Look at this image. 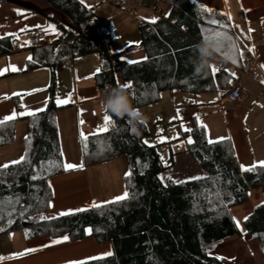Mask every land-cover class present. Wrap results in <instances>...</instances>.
<instances>
[{
    "label": "trees",
    "instance_id": "16d2710c",
    "mask_svg": "<svg viewBox=\"0 0 264 264\" xmlns=\"http://www.w3.org/2000/svg\"><path fill=\"white\" fill-rule=\"evenodd\" d=\"M44 1L54 10L56 17L48 18L61 35L41 48L45 55L41 61L39 55L35 62L31 60L26 71L41 66L51 69L50 98L44 111L25 118L26 136L30 137L24 139L26 159L0 170V202L4 204L0 212V228L4 230L0 236L15 231L27 233L30 238L66 234L69 241L89 236L96 243L110 245V257L85 264H223L211 257L210 251L239 234L232 211L248 202L253 191H260L263 203L253 207L242 224L244 235L255 239L264 254V168L242 171L231 138L210 144L198 131L191 134L194 143L187 146L186 152L204 176L185 183H163L160 176L164 167L157 150L143 143L147 135L143 122L109 112L112 126L88 137L87 152L82 146L83 160L86 166H96L124 156L131 171V176L124 177L129 197L57 219H39L48 214L53 199L49 180L65 172L63 168L49 171L41 167L48 161L63 162L56 122L59 109L54 103L53 69L57 63L71 55H97L96 89L102 92L117 87L119 73L124 83L132 85L126 90L137 109L157 102L167 92L193 96L226 92L233 80L230 72L222 69L213 75L211 71L212 67L218 69V61H222L219 57L207 75L194 73V65L202 59L196 44L216 30L226 31L236 40L224 18L202 10L192 0H150L153 10L160 14L155 23L139 28L138 45L126 49H142L147 59L128 64L123 60L124 52H111L112 40L97 33L81 36L63 25L60 16L76 30L94 18L79 0ZM10 43L9 39L0 40V57L11 52ZM241 49L239 45L236 66L242 63ZM227 63L234 65L233 60ZM14 138L15 121L0 125V148L10 145ZM8 198L12 199L11 205ZM87 229L91 234H86Z\"/></svg>",
    "mask_w": 264,
    "mask_h": 264
},
{
    "label": "crops",
    "instance_id": "0c3cea01",
    "mask_svg": "<svg viewBox=\"0 0 264 264\" xmlns=\"http://www.w3.org/2000/svg\"><path fill=\"white\" fill-rule=\"evenodd\" d=\"M79 1L81 2V0ZM101 1L115 7L116 12H109L107 17H101L91 11L93 17L105 20H115L120 17V15H127L121 13L117 6L118 0ZM139 1L142 4L141 9L135 12L138 13L137 15L129 16V22H127L129 23L130 29L138 27V31L135 32L134 35L126 37V43L123 45V60L126 63H128V60L138 61L137 63L144 61L145 53L142 49H126L138 45L140 23L144 21L147 25H150L151 22L149 21L152 18H157L160 14L158 11L155 12L153 10L150 0V8L144 3L145 0ZM192 1L202 10L221 16L227 22L230 30L232 27L236 26L240 33H242L243 38H248V47L246 50H243L244 47L241 46L237 36L231 32L242 48L240 54H244L245 51L246 53L251 54L252 51H249V49L258 51L261 59L257 67L264 75V67H261L264 65V0ZM32 2L36 6H48L44 0L41 5L36 1L32 0ZM81 3L88 8L87 4L83 2ZM150 9H152V11ZM17 10L24 13V15H18ZM150 13L152 14V17L150 16ZM48 17L52 19L55 18V16L51 15L49 12L45 15H41L28 8L0 0V37H4L0 40L9 39L10 42L13 43L15 49L13 50L10 45L11 52L0 57V73H2L0 74V120L11 115L13 110H19L18 105L20 104L22 96L36 92V87H38L36 79L38 77H40L42 81V86H44V83L47 80L50 83V68L41 66L31 71H26L27 64L31 60L35 62L38 55V59L41 61L42 58L40 57L45 55V53L40 52V50L49 45L30 48L28 47V44H25L29 35L38 32L39 28H36V25L45 26L47 24H52ZM125 27L126 25L124 26L123 23H120V26L118 27L120 35L125 32L123 30ZM250 28L252 29L251 32H249ZM21 29H27V31L21 32ZM9 33H17L18 38L11 35H5ZM115 40H118V36ZM29 57H31V60ZM46 59L47 58H45V60ZM238 63V66H236L234 63V65H231L227 62L218 61V70L224 69L229 71L232 79L240 82L242 87L246 90L247 95L243 96L238 102H231L225 97V92L223 94L219 92L209 93V96L212 97L214 96L213 94H216V98H209V105L219 106L220 102L222 103L224 100L235 105L237 108V117H242L243 119L241 123H238L239 121L235 123L237 130L234 134L238 137L235 141L236 149L238 153H243V156L246 158L247 167H251L256 163V160L261 159L264 161V95L261 90V86H264V80L260 81L259 84L261 86H258L248 79L241 78L239 71L241 70L242 63ZM10 66H15L17 70L12 71ZM58 66L59 63H57L56 67L53 69L54 75ZM75 69L77 78L75 81L73 80L71 73L60 69L62 72L71 75V88L73 91H70L69 94H74L75 100L70 99L69 103L60 107L55 103L56 107L59 109L56 113V122L61 152L63 151V148L66 147V151L74 159V165H80L81 162H83V168L65 171L63 174L55 176L49 180L53 199L50 203L51 206L49 207L48 214L45 217H56L55 219L90 210L93 202L97 205L109 204L104 203L107 202V197L99 185L98 190L95 191L93 189L94 187L92 186L89 173L90 168L85 165L83 160L80 135L81 131L87 137L103 133L104 131L95 135L93 134L97 132L98 126L104 124L105 110L98 106L100 105L99 103L101 99L99 101V98L97 97L98 92L93 87V83L92 85L86 84L88 81L92 82V80H94V76L92 78L93 73L84 74L81 70V66H79L80 72L77 66H75ZM16 85H19L24 91H21L20 87H16ZM14 93H19V95H13ZM170 94L174 95L175 93ZM33 98L31 110L36 111L42 104L46 105L48 102V99L44 96H38L37 98L34 96ZM221 99L223 100L221 101ZM22 110H24V108H22ZM24 116L29 117L31 115H23V117ZM25 118H20V115H18L16 119L11 120L15 121V133L19 132V139L22 136V144L19 148L20 150L11 148V145L0 148V165L19 160L20 157L24 155V139L28 128ZM81 120L84 121L82 125L80 123ZM232 122H236L235 118L228 115L227 118H225V125L230 127ZM62 158L64 161L63 155ZM125 176L126 175H124V177ZM117 191L118 192L115 193L113 190V194H120V190ZM77 209L84 210L73 211L72 214L68 215H60L62 212ZM65 236L68 237V235L64 234L56 238L48 236L30 238L26 236V233L21 231L2 235L0 236V258L3 259H0V264H69V262L77 261L87 263L111 256L106 255L107 253H112L111 247L108 243H96L94 239L89 236L78 241H69L68 239L62 243H53V241L62 240ZM26 249L36 250L26 255H17L24 253Z\"/></svg>",
    "mask_w": 264,
    "mask_h": 264
},
{
    "label": "rangeland",
    "instance_id": "374dc122",
    "mask_svg": "<svg viewBox=\"0 0 264 264\" xmlns=\"http://www.w3.org/2000/svg\"><path fill=\"white\" fill-rule=\"evenodd\" d=\"M33 1H36L39 5L43 4V0ZM81 2L87 4L88 8L91 9L93 13H96L101 17H107L109 12H116L115 7H112L108 3L101 0H81ZM144 3H146V6L150 8L149 0H145ZM150 10L152 11V9ZM137 14L138 13H133L132 15L128 16L120 15V17L114 20L117 30L120 26V23H123V25H126V27L123 29L125 32L121 35L119 34L118 30V40H114L112 42L110 48L111 52L122 53L124 50L123 45L126 43V37L132 36L138 31V27H135V29H130L129 23H127L129 22V16ZM150 16L152 17L151 13ZM73 63L78 67V69L79 66H81V70L84 74L93 73L92 78L98 72L97 69H99L98 56L95 54L74 57ZM36 80L38 82L36 92L22 96L20 99V104L18 105L19 110L16 111L17 113L35 111L31 110V104L34 96L35 98L38 96H44L49 101V81H45L46 84L44 83V86H42L43 84H41L42 81L40 77H38ZM71 80V75L66 72H62L58 66V68L55 70L54 103H56V105H58L56 102L57 98L65 100L70 97L69 92L73 91L71 88ZM92 83L95 90H97L94 80H92V82L88 81L86 84L92 85ZM116 84L117 86L126 84L119 73L116 74ZM16 87L20 86L16 85ZM20 90L24 91L21 87ZM97 92V97L100 101L101 93L106 94L109 91L99 92L97 90ZM213 95V97L209 96V94L199 96L184 94L171 95L167 92L162 93L157 102L137 108L144 117L143 124L147 129V135L144 137L143 143L146 146L156 148L160 163L164 167V173L160 176V178H164L161 180L163 183L166 181H183V183H185L195 180L191 178H201L204 176L203 172L197 167L192 158L186 152L187 146L189 145L187 140L189 137L192 139L191 134L193 132L197 133L198 131H202L204 138L207 141L209 139L212 141H218L222 140L221 138L229 137L233 141L236 148L235 141L238 139V137L234 134V132L237 130L235 123L238 121V123H241L243 119L242 117H237V108L227 100H224L222 103L220 102L219 106H210L209 98H216V94ZM104 100L105 99H101L99 103L100 105L98 106L101 107ZM222 100L223 99H221V101ZM47 104H42L40 108L35 111V114L44 111ZM21 105H23V107ZM63 105L66 104H60L58 107ZM183 106L186 107L185 114L180 112V109ZM22 108H24V110H22ZM41 109L43 110L39 111ZM228 115H231L236 121L232 122L230 127L225 125V118H227ZM25 117L27 116H20V118ZM197 117H199V120ZM182 124L183 127H181ZM184 128L191 129V131H184ZM145 141L148 143H145ZM21 144L22 136L19 139V132H16L14 141L12 144H10V147L19 149ZM62 153L64 157L63 162L74 165V159L70 156V154H68L66 147L63 148ZM171 154L173 155V164L171 163ZM237 157L239 159L240 165L248 168L245 160L246 158L243 156V153L237 152ZM260 161L263 160H256V162ZM88 168H90L89 173L92 186L94 187L93 189L95 191L98 190L99 185L107 197V201H113L114 198L120 197L125 193L123 177L125 173L128 172V166L124 156H120L117 159L107 163L96 166H88ZM168 177H171V180H169ZM113 190L115 193L118 192L117 190H120V194H113ZM261 203H263V198L260 191H253L248 202L244 203V205L238 208L233 209L232 214L233 218H235L234 221L239 234L216 244L210 251L211 257L221 260L223 264H264V254L259 249L258 242L255 239L244 235L245 230L242 224L245 218L249 215L250 210Z\"/></svg>",
    "mask_w": 264,
    "mask_h": 264
},
{
    "label": "built area",
    "instance_id": "2783aa9c",
    "mask_svg": "<svg viewBox=\"0 0 264 264\" xmlns=\"http://www.w3.org/2000/svg\"><path fill=\"white\" fill-rule=\"evenodd\" d=\"M117 6L120 9L121 13L132 15L139 9H141L142 4L139 0H118ZM49 25H55V24H47L43 27V29H38V32L35 34H31L28 36L27 41H31L30 44H28V47L30 48H38L45 45H50L52 42L57 41L61 35L59 28L55 25V31H53L51 28H49ZM147 24L142 21L140 23V27H144ZM80 30L79 34L81 36H85L89 33H97L102 35L106 40H115L117 38V26L112 19H100V18H92L88 22L80 25L78 28ZM231 32L237 36L241 46H243V50L247 49V44L249 43L248 38H243L242 33H240L239 29L235 26L231 28ZM11 48L13 50L14 46L13 43L10 44ZM260 54L257 50L252 51L251 54L244 52L242 56V65L241 70L239 71L240 77L250 80L252 83L261 86L259 84L260 81L264 80V75L259 71L258 65L260 63ZM59 68L61 70H66L69 73L72 74L73 80L75 81L76 78V69L73 65V57L72 55L62 60L59 63ZM262 94L264 95V86H261ZM107 94L101 93V99H106ZM247 92L242 87L239 81L236 80H230L228 83V87L225 92V97L231 101V102H238L243 96H246ZM75 96L73 94H70V99L75 100ZM180 112L182 114L186 113V107L183 106L180 109Z\"/></svg>",
    "mask_w": 264,
    "mask_h": 264
},
{
    "label": "snow or ice",
    "instance_id": "6c2138e0",
    "mask_svg": "<svg viewBox=\"0 0 264 264\" xmlns=\"http://www.w3.org/2000/svg\"><path fill=\"white\" fill-rule=\"evenodd\" d=\"M17 14L18 15H24V13L20 12L19 10H17ZM156 19L157 18H152L149 22L151 23H155L156 22ZM230 19V17H229ZM212 23H216L215 21H212ZM36 28H40V29H43L44 26L42 25H36L35 26ZM49 28H51L53 31H55V25H49L48 26ZM220 28H224L225 25H219ZM21 32L23 31H27V29H21L20 30ZM252 29L250 28L249 29V32H251ZM5 35H11V36H14V37H17L18 38V34L17 33H9V34H5ZM227 36V32L226 31H212L211 32V37L210 38H223V37H226ZM4 37H0V39H2ZM31 41H25V44H30ZM23 46V45H22ZM249 51H253V49H249ZM241 57H242V53L240 54ZM29 59L31 60V57H29ZM144 59H147L146 57ZM128 63H137L138 61H132V60H128L127 61ZM236 62V59L235 57L233 58V63ZM11 67V70L12 71H16L17 69L15 68V66H10ZM261 67H264V65H262ZM97 71H99V69H97ZM213 75L218 71L217 68L215 67H212L211 69ZM2 74V73H0ZM234 75V74H232ZM125 88H131L132 85L130 83H126L125 85H123ZM13 95H19V93H14ZM7 98V97H6ZM57 104L60 105V104H67L70 102V97L68 99H65V100H61L59 98H57ZM23 107V105H21ZM43 109L39 110V111H42ZM20 115V116H23V115H31V116H35V112H31V111H26V112H23V113H16L15 110H13L12 114L9 115V116H6L3 118V120H0V125H4L6 124L8 121H11V120H14L17 118V116ZM197 119L199 120V117H197ZM143 122V121H141ZM81 125L84 123L83 120L80 121ZM112 120L110 118V116L108 115V111L105 110V115H104V124L102 126H98L97 128V132L96 133H93L94 135L95 134H98L100 132H103V131H107L108 128L110 126H112ZM203 126V125H202ZM181 127H183V124L181 125ZM133 131H135V129H133ZM184 131H187V132H190L191 129H188V128H184ZM81 143H82V146H83V150L85 152H87V139L88 137L81 131ZM30 137H25V140H29ZM223 139V138H221ZM145 143H148L147 141H145ZM187 143L188 144H192L194 143V141L191 139V137L188 138L187 140ZM208 143H214V141H212L211 139L208 140ZM63 155V153L61 152V156ZM26 156L27 154H25V156H22L20 157L19 160H15V161H11L9 162L8 164H4V165H0V170L2 169H6L12 165H15V164H19V163H22L25 159H26ZM41 167L42 168H46V170H51L52 168H63L65 171H68V170H71V169H76V168H83V162H81L80 165H73V164H69L67 162H59V161H48L47 162V165H45L44 163L41 164ZM256 167H261V168H264V161H260V162H256L253 164V166L249 167V168H246L244 166H241V170L242 171H253L255 170ZM126 177L127 176H131V171L125 173ZM40 178L39 176H33V179H38ZM200 177H194V178H191V179H199ZM164 178L161 177V180H163ZM169 180H171V177H168ZM2 182V181H0ZM176 183H183V181H174ZM49 187H51V184H49ZM217 195H219V193H217ZM129 197V193L127 191H125V193L120 196V197H116L114 198L113 201H107V202H104V203H115L117 201H121V200H125ZM8 203L9 205L12 204V199L11 198H8ZM18 203V201H17ZM51 206V205H49ZM92 207H100L102 205H97L95 202H93V204L91 205ZM3 208H4V204L3 202H0V212L3 211ZM14 207L12 209V211H14ZM84 209H77V210H69L68 212H62L60 213V215H68V214H72L73 211H82ZM8 215H11V212L8 213ZM2 218V217H0ZM56 217H45V216H40L39 219L41 220H48V219H55ZM235 219V218H233ZM247 219V218H245ZM9 223H11V221H9ZM238 223V222H237ZM4 229L3 228H0V231H3ZM86 234H91V229H87L86 230ZM26 236H27V233H26ZM69 238L67 236L63 237L62 240H56V241H53L54 244H58V243H62L64 241H67ZM36 249H26L24 253H20V254H17L18 256L19 255H26L32 251H35ZM112 253H107L106 255H111ZM0 259H3V258H0ZM69 264H85V262H82V261H77V262H69Z\"/></svg>",
    "mask_w": 264,
    "mask_h": 264
},
{
    "label": "clouds",
    "instance_id": "9594fccd",
    "mask_svg": "<svg viewBox=\"0 0 264 264\" xmlns=\"http://www.w3.org/2000/svg\"><path fill=\"white\" fill-rule=\"evenodd\" d=\"M211 33L205 35L196 44L197 51L202 59L194 65L196 75H207L213 63L219 57L223 62L232 61L239 51L237 41L227 34L223 38H210ZM102 109L107 110L112 115L124 118L128 117L131 121H143L144 117L132 106L129 94L123 85L111 88L106 99L102 102Z\"/></svg>",
    "mask_w": 264,
    "mask_h": 264
},
{
    "label": "water",
    "instance_id": "95a60500",
    "mask_svg": "<svg viewBox=\"0 0 264 264\" xmlns=\"http://www.w3.org/2000/svg\"><path fill=\"white\" fill-rule=\"evenodd\" d=\"M1 1H6V2H9V3H13V4H16V5H19V6H22V7H25V8H28L38 14H41V15H45L47 12H49L51 15L55 16L56 15L54 14V10L51 9L50 7L48 6H36L32 0H1ZM61 18V21L63 23L64 26L68 27V28H71L73 29L74 31H76L78 34L80 32L79 29L76 30V28H73L71 27L63 18V16H60Z\"/></svg>",
    "mask_w": 264,
    "mask_h": 264
}]
</instances>
